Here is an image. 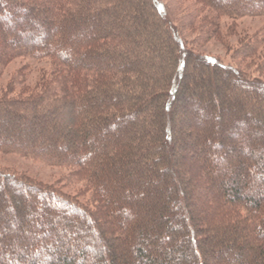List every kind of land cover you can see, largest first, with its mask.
Wrapping results in <instances>:
<instances>
[{"label":"trees","instance_id":"1","mask_svg":"<svg viewBox=\"0 0 264 264\" xmlns=\"http://www.w3.org/2000/svg\"><path fill=\"white\" fill-rule=\"evenodd\" d=\"M199 1L210 24L264 16V0ZM172 18L159 0H0L2 41H34L0 48V67L13 56L53 61L33 90L0 95V151L74 167L96 204L0 170V264H242L244 250L243 264H264V177L252 184L264 175V81L188 51ZM251 38L244 57L264 29ZM188 145L209 165L213 153L239 156L219 182L231 231L203 243ZM70 228L80 231L74 254L60 248Z\"/></svg>","mask_w":264,"mask_h":264},{"label":"rangeland","instance_id":"2","mask_svg":"<svg viewBox=\"0 0 264 264\" xmlns=\"http://www.w3.org/2000/svg\"><path fill=\"white\" fill-rule=\"evenodd\" d=\"M159 1L161 3L163 2L164 5L171 7L173 24L184 30V41L186 43L185 47L188 51H191L196 55H200V57H211L224 63L225 65L240 68L249 77L264 81V71L260 72L258 69L259 62L261 63V61L264 60V38H262V40H260L257 44L258 49L255 55L251 57H244V55H241L240 50L242 43L248 45V43L253 41L251 37L264 29V16H244L240 19L234 20L226 15H223L217 16L216 20L210 24V18H213L214 16L211 14L209 15L210 9L208 7H203L199 0ZM22 41L26 40L23 39ZM33 43L34 41L29 45L19 42L16 46H14L9 43L6 44L5 40L2 41V37L0 36V48L6 51L12 48L18 49L21 45H24L26 49H32V47H34ZM52 62L53 61L48 58L35 60L28 56L10 57L7 62L2 63V68L0 67V95L5 92H10V95L12 96L20 94L24 95L25 92L33 90L35 85H39L38 80L41 76L42 78L45 77L49 79L52 75ZM189 70L192 71V67H189ZM18 75H23L24 81L20 84L11 86V82H13ZM199 75L200 73L197 71L193 74L196 78ZM16 81H18V79ZM46 133L47 132L44 130L42 137H44ZM236 146V150H238L240 143L236 142ZM186 149L187 150L184 155L186 158L185 161L195 167L194 169L190 168V175H192L194 182L198 181L201 186L196 207H198L197 212L200 211V214L205 217V220L201 223L203 226L202 230L204 231L205 229V234L201 235L199 233L198 235V238H200V236H204L202 240L203 243L205 239H209L212 231L219 233L231 231V226H227L226 224L227 217L224 213L225 210H223L225 207L221 206L223 195L221 196L222 186H219V182L223 180V177L225 178L229 176L230 170L228 169L233 170L232 167L235 165L234 163L239 156L237 155L238 151L234 154L228 153L225 161L218 162L216 160L217 156L215 157V153H213L212 157L210 156L211 162L209 165L207 162L204 163V153L200 154L196 152L198 150L192 149L189 145ZM217 152L219 155L225 154L223 150H217ZM182 153H178V155L180 156ZM229 161L231 163L227 165ZM73 168L74 167L70 166L48 165L24 155L0 151V170L17 174L24 179L28 178L29 180L42 185L53 186L59 189L63 194L68 195L76 201L88 206L90 210L95 212L96 204L90 201L92 191L87 190L85 181L74 178L75 174L73 173ZM205 173H207L206 176L204 175ZM210 177H214L213 182L210 181ZM263 177L264 175H260V177L253 176L252 184L255 186L260 184V182L263 181ZM223 188L226 189L225 186H223ZM103 215V213L100 214V217H96L95 220L98 221L96 222V225L99 227L98 229L100 234L104 236L105 233L107 234L108 230L110 231L111 229L109 226L107 227L100 224L99 220L101 217H104ZM220 220L225 221V224L220 225ZM81 222H83L82 219L79 221L75 220L74 224L78 227ZM85 224L87 226V223ZM20 227L22 226L16 224L13 229L19 230ZM25 227L26 226L24 225V228ZM79 232L80 231L73 228L68 230L66 229L61 232V236L64 241L60 244V248L64 253L74 254L71 249L77 244V242H73V238L78 236ZM223 235L226 234L224 233ZM226 239L228 241H233L231 236H227ZM65 240L69 241V243L66 244L67 241L65 242ZM198 244L201 246V242L199 240ZM248 256L249 253L244 250L241 256L242 264L250 257ZM88 258H92V255ZM87 262L90 264V261ZM248 264L253 263L249 261Z\"/></svg>","mask_w":264,"mask_h":264}]
</instances>
